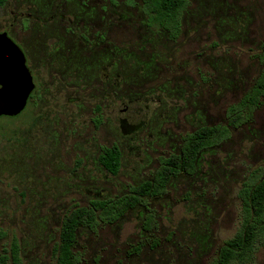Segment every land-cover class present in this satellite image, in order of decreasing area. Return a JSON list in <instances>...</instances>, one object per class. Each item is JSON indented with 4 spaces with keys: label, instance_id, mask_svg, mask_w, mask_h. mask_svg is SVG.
Here are the masks:
<instances>
[{
    "label": "rangeland",
    "instance_id": "374dc122",
    "mask_svg": "<svg viewBox=\"0 0 264 264\" xmlns=\"http://www.w3.org/2000/svg\"><path fill=\"white\" fill-rule=\"evenodd\" d=\"M141 1L9 0L0 11L36 85L22 114L0 118V256L16 237L23 264H54L71 211L130 194L187 134L229 126L261 73L264 0H189L176 38L147 24ZM230 131L163 196L82 226L78 264H213L241 226V188L264 172V98ZM114 145L118 175L100 162Z\"/></svg>",
    "mask_w": 264,
    "mask_h": 264
},
{
    "label": "trees",
    "instance_id": "16d2710c",
    "mask_svg": "<svg viewBox=\"0 0 264 264\" xmlns=\"http://www.w3.org/2000/svg\"><path fill=\"white\" fill-rule=\"evenodd\" d=\"M5 0H0V5ZM142 9L149 26H159L176 38L181 31L182 14L189 0H142ZM263 65L251 90L227 110L229 126H204L183 138L179 154L160 159V166L151 180L132 188L130 194L108 200L92 201L88 207H77L64 219L59 240L54 247V264H78L74 249L82 226L96 228L100 224H114L138 205L167 192L172 177L194 175L199 156L206 150L222 144L230 137V127L238 128L250 122L264 98V51L259 55ZM18 117V116H17ZM3 118V117H2ZM9 118V117H7ZM16 118V117H13ZM102 166L112 175H118L122 166V152L117 145L104 147L100 156ZM242 202L241 226L236 235L226 241L213 264H255L256 251L264 245V172H253L239 192ZM149 229V226L147 225ZM23 264L21 245L14 237L10 247L0 256V264Z\"/></svg>",
    "mask_w": 264,
    "mask_h": 264
},
{
    "label": "water",
    "instance_id": "95a60500",
    "mask_svg": "<svg viewBox=\"0 0 264 264\" xmlns=\"http://www.w3.org/2000/svg\"><path fill=\"white\" fill-rule=\"evenodd\" d=\"M35 87L25 54L7 34H0V118L22 114Z\"/></svg>",
    "mask_w": 264,
    "mask_h": 264
},
{
    "label": "flooded vegetation",
    "instance_id": "af4514ba",
    "mask_svg": "<svg viewBox=\"0 0 264 264\" xmlns=\"http://www.w3.org/2000/svg\"><path fill=\"white\" fill-rule=\"evenodd\" d=\"M9 0H5L4 1V4L3 5H0V11L5 7L6 3L8 2ZM20 15H23V14H20ZM29 16V15H28ZM23 18V17H22ZM27 20L24 21V24H27ZM11 29L10 28H6V29H1L0 28V34H7L9 38H11L13 41H14V38L12 37L11 33H10ZM15 42V41H14ZM16 43V42H15ZM17 44V43H16ZM18 45V44H17ZM19 46V45H18ZM20 47V46H19ZM21 49V48H20ZM22 50V49H21ZM23 51V50H22ZM24 53V52H23ZM25 54V53H24ZM26 56V54H25ZM26 60H28V58L26 57ZM27 66L28 65V61H27ZM30 69V67H29ZM31 72V70H30ZM32 73V72H31ZM33 75V74H32ZM35 91V90H34ZM34 93V92H33ZM33 93L31 94V96L33 95ZM31 98V97H30Z\"/></svg>",
    "mask_w": 264,
    "mask_h": 264
}]
</instances>
